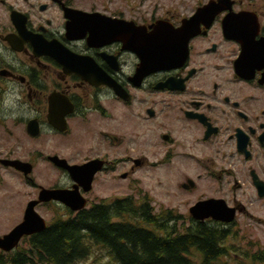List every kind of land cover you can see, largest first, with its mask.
I'll return each mask as SVG.
<instances>
[{"label": "flooded vegetation", "instance_id": "1", "mask_svg": "<svg viewBox=\"0 0 264 264\" xmlns=\"http://www.w3.org/2000/svg\"><path fill=\"white\" fill-rule=\"evenodd\" d=\"M88 1L0 0V105L18 90L21 113L0 116V242L32 201L46 228L74 215L39 200L43 190L91 205L102 201L90 197L97 181L133 192V176L158 167L189 197L177 212L187 227H264V0ZM207 4L213 12L198 14ZM91 161L100 169L86 191L68 167ZM200 201L235 217L195 219ZM55 209L69 215L47 220ZM43 231L16 235L0 263L19 252L55 264L33 248Z\"/></svg>", "mask_w": 264, "mask_h": 264}, {"label": "trees", "instance_id": "2", "mask_svg": "<svg viewBox=\"0 0 264 264\" xmlns=\"http://www.w3.org/2000/svg\"><path fill=\"white\" fill-rule=\"evenodd\" d=\"M182 219L172 209L154 212L146 194L137 202L116 198L53 222L33 237L32 245L57 260L55 264L87 257L91 245L107 248L114 264H190L192 251L200 255L199 264H212L230 248L223 241L231 236V228L205 222H193L189 228ZM13 264H25L23 253L15 255Z\"/></svg>", "mask_w": 264, "mask_h": 264}, {"label": "rangeland", "instance_id": "3", "mask_svg": "<svg viewBox=\"0 0 264 264\" xmlns=\"http://www.w3.org/2000/svg\"><path fill=\"white\" fill-rule=\"evenodd\" d=\"M93 1L96 4H104V0H89L88 2ZM83 153L85 154L86 151H83ZM133 177L135 178L134 185L136 187L133 192L125 185L130 183L131 180L121 182L125 185L122 193H117L115 186H112L109 182L97 181L94 184V192L90 194V197L92 198L95 195L98 199L108 200L114 196L124 195L126 192L129 193L128 195L132 194L133 196L141 192L140 195L143 193L149 194L155 212H159L164 208H171L175 212L186 215V208L189 207V200L186 199L189 197L174 187L173 179L164 168L158 167L149 171L138 172ZM56 210L58 214H56ZM62 214L63 217L69 215L65 210L55 209L48 212L45 218L51 221ZM183 221L184 226H186V221ZM224 245L226 247L230 246V248H225V255L212 262V264H264V248H260L264 246V227L262 226L251 227L247 234L232 231V235L224 241ZM192 253V256H188L191 261L190 264H199L200 255L193 251ZM111 256L107 248L100 245H91L87 257L73 261L71 264H114ZM252 256H262V259L251 260L250 257Z\"/></svg>", "mask_w": 264, "mask_h": 264}, {"label": "water", "instance_id": "4", "mask_svg": "<svg viewBox=\"0 0 264 264\" xmlns=\"http://www.w3.org/2000/svg\"><path fill=\"white\" fill-rule=\"evenodd\" d=\"M215 7L214 4H207L202 11H200L198 14H202L205 12V14L211 13L212 9ZM213 12V11H212ZM94 15V14H92ZM207 18V17H206ZM196 20V19H195ZM206 20V19H205ZM193 26L189 27L187 25V29L191 30ZM156 48V52H158V49L160 46L157 43H146L144 45V49L147 47ZM162 46V45H161ZM150 48H147V50H151ZM140 50H142V47L140 46ZM153 52V51H152ZM159 53V52H158ZM156 54V53H155ZM155 60V62L159 65L161 63L163 65L164 62L168 61L169 59H164L163 56H159ZM154 59V58H152ZM151 59V60H152ZM172 61V60H171ZM160 66V65H159ZM158 66V67H159ZM100 169V166L96 162H88L84 165L69 167L70 175L76 179L79 180L83 185L85 190H88L91 186V182L93 180V175L96 173L97 170ZM49 198H56L62 202H64L65 205L70 207L72 210H78L85 206L86 200L79 197L74 193V191H65V190H43L40 192L39 200L43 199H49ZM36 204V201H32L27 205V208L25 210L24 214V220L19 225V227L16 230H13L11 233H9L7 236L4 237V239L0 242V247H2L3 250H10L11 248V239L14 238L16 235L24 233V231L29 233H35L43 230L45 228V222L41 216H39L33 209L34 205ZM191 213L194 218L202 220L205 217L211 216L214 219L222 220L225 222L231 221L234 216V210L230 209V211H227L225 209V206L211 201H202L196 203L194 206L191 207Z\"/></svg>", "mask_w": 264, "mask_h": 264}, {"label": "clouds", "instance_id": "5", "mask_svg": "<svg viewBox=\"0 0 264 264\" xmlns=\"http://www.w3.org/2000/svg\"><path fill=\"white\" fill-rule=\"evenodd\" d=\"M19 100L20 96L18 95V90L11 93H6L4 102L2 105H0V116H3L4 118L14 119L18 115H20L21 113L18 104Z\"/></svg>", "mask_w": 264, "mask_h": 264}]
</instances>
